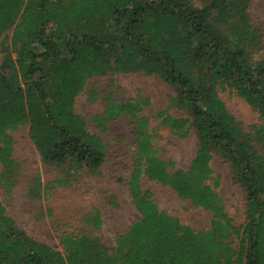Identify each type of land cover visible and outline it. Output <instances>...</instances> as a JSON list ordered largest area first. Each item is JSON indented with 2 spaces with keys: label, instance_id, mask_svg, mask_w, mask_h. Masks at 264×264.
Segmentation results:
<instances>
[{
  "label": "trees",
  "instance_id": "trees-1",
  "mask_svg": "<svg viewBox=\"0 0 264 264\" xmlns=\"http://www.w3.org/2000/svg\"><path fill=\"white\" fill-rule=\"evenodd\" d=\"M0 0V158L11 167L9 131L28 125L50 165L99 172L107 144L76 110L88 80L114 73L158 75L177 94L163 112L173 134L195 129L196 155L187 168L152 156L144 174L213 212L198 229L160 209L129 179L141 213L114 238L100 232L67 233L63 248L31 236L0 200V264H264V30L252 22L251 0ZM220 90L245 98L260 123L244 128ZM140 102L115 100L101 118L133 113ZM143 150L150 137L138 138ZM229 161L245 191L246 221L237 226L212 185L211 160ZM37 186L30 193L40 195Z\"/></svg>",
  "mask_w": 264,
  "mask_h": 264
},
{
  "label": "rangeland",
  "instance_id": "rangeland-1",
  "mask_svg": "<svg viewBox=\"0 0 264 264\" xmlns=\"http://www.w3.org/2000/svg\"><path fill=\"white\" fill-rule=\"evenodd\" d=\"M202 3L201 0L196 2ZM252 22L264 30V0H251ZM0 37V45L3 41ZM176 89L158 75L145 72L114 73L91 77L76 99V110L88 127L107 144V159L99 172L75 170L47 164L30 137L29 126L9 131L13 137L14 164L8 167L0 158V200L8 213L31 236L63 248L67 234L94 233L91 221L101 217L100 234L114 238L127 230L141 213L133 202L129 179L138 169L140 183L149 190L160 209L176 216L182 223L203 229L211 226L213 212L182 198L176 190L144 174L148 157L159 156L175 168H187L198 147L192 129L186 137L172 133L159 114L168 112L183 117L184 109L172 106ZM229 111L244 128L260 123L259 112L243 97L230 90H220ZM141 103V110H120L101 118L115 100ZM150 137V148L143 150L139 137ZM212 185L224 200L227 213L237 226L246 221V198L234 177L229 161L220 154L211 160ZM41 186L40 195L30 193Z\"/></svg>",
  "mask_w": 264,
  "mask_h": 264
}]
</instances>
